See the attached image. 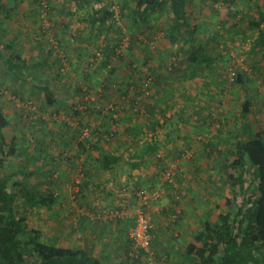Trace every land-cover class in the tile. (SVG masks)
<instances>
[{
    "label": "crops",
    "instance_id": "1",
    "mask_svg": "<svg viewBox=\"0 0 264 264\" xmlns=\"http://www.w3.org/2000/svg\"><path fill=\"white\" fill-rule=\"evenodd\" d=\"M6 1L9 3V0ZM46 1H50L53 8L52 17H49L52 21L51 30L42 31L41 24L37 29L33 26L42 20L40 14H43L42 9L45 7L44 4H39L38 0H23L16 10L12 11L9 7L5 14L0 15L1 19L7 17L4 20L6 24L10 21L9 15L20 18L17 12L32 20V24L26 30L31 34L23 36L22 40L18 34L9 33V27H3L4 37L0 41V49L22 55L28 61L29 70L32 72L30 74L29 70H26L19 79L16 77L11 79L9 73H4L5 86L6 88L10 86L9 90L12 92L10 96L17 94L21 98L35 99L45 113L43 117H47L42 123L33 126L32 135L18 134L22 139L20 141L26 143L28 147L29 152L26 156L31 157L28 171L32 174L24 178L29 192L31 187H36L34 192L37 195L53 193L55 196L53 203L37 207L41 213L43 211L50 213L42 220L47 227L45 231L41 228L44 239L53 241L58 246L93 247L95 255L102 259L103 264H137L128 257L131 251L128 230L136 220L135 203L132 213L123 220L111 218L110 211L124 208L126 201L124 198L132 201L131 188L161 185L162 166L180 164L184 172L180 179H190L191 190L179 205L181 214L175 223L171 221L173 213L170 210L173 202L171 198L165 197L160 201L161 210L154 215L156 221L151 247L154 258L148 261L143 256L139 264L180 263L186 245L194 239L202 226V221L209 219L212 212L220 214L226 210L221 211L218 208L216 191L223 180H233L232 183L236 186L237 178L234 177L232 180L228 178L230 174L236 172L232 141L237 137L243 139L246 127L252 124L253 128L254 119L264 114V42L259 36V32L264 30V24L261 30L251 26V22L259 18L256 6L263 5L264 0H231L230 7L235 14L228 12L225 4L211 14L206 11L207 9L202 12L197 0L190 5L194 23L211 21V16L216 15L222 20L227 19L225 25L242 24L241 30H234L232 27L224 38L225 51L230 54V61L227 64L230 65L232 62L230 68L236 67L241 79L239 84L230 85L226 74L219 75V70L211 75V69L206 63L196 66L188 61L191 44L183 41L176 43L177 50L171 51L173 57H178L176 61L159 60L158 56L153 63L151 62L154 69L163 65L161 68L163 74L161 80H157L156 92L151 97L146 99L139 96L140 110L133 109L120 98L117 90L111 87L112 95L106 100L117 103L119 108L122 107L121 111L113 115V119L95 113L93 105L88 111L77 116L72 114V108L64 109L59 103L58 106L57 104L49 106L48 97L39 87L48 82L56 91L58 90V98L69 105L77 103L80 95L75 92V87L78 84L83 85L85 81L84 74H87L85 67L93 56V49L97 45L106 49L108 44L112 48L114 45L112 40L119 39L121 29V22L114 21L127 17L129 20L132 19L130 40L132 38L133 46L132 50L130 48L127 51L128 54L130 52L131 58L123 61L121 57L118 64L113 62L111 72L104 68H96L98 72H93L96 75L92 78L94 86L91 89L96 94L89 97L96 102L103 99L98 91L107 76L111 83L125 86L132 81L130 64L137 65V62H141L139 57L146 55L147 47L150 46L148 35L151 37L156 30L152 22L153 16L149 19L148 28L139 27L140 31H137L134 19L129 16L127 8H125L127 12L121 16L115 11L114 21H109V25L114 22L112 26L101 30L102 38L108 40V44L104 40H99L97 45H93L92 42L89 44L85 41L91 28L83 18L81 21L78 20L83 13L77 15L74 12L77 8L76 0ZM109 1L118 0H106L105 4ZM12 3L15 5L16 2L11 1L9 4ZM26 6L28 8L25 12L23 9ZM96 6L99 4L92 3L93 8ZM199 14L203 16L195 20ZM14 23L11 20V27ZM202 24L204 26L199 33L202 36L201 43L215 55L219 50L214 47L216 42L213 43L212 35L219 25L215 23L211 32L205 34L206 25ZM51 31L55 40L50 38V43L45 42L44 33ZM81 31L84 39L80 40L77 38L82 36ZM113 31H116V34H112ZM36 36H39V40L34 42L33 38ZM210 43L213 45H208ZM169 45L173 46V43L169 41ZM220 45L223 46L221 43ZM162 52L164 51L161 50ZM172 54L166 57L170 58ZM60 56L67 58L63 65H60L61 61L58 58ZM195 68L197 74L194 75ZM58 70L60 75L56 73ZM62 85L66 86L65 91H61ZM83 86L87 88V85ZM247 98L252 102L248 114L244 108ZM17 105L16 101L7 102L5 111L8 112V118L11 116L13 120L9 119L12 127L18 130L20 127L16 126L18 125L16 119L22 118ZM55 115H59L60 119L52 122L54 120L50 118ZM83 117L84 119H81ZM88 121L100 133L99 140L94 146L90 142H85V146L76 142V132ZM259 131L261 130L256 132ZM210 143H213L214 147L217 145L218 150L223 147L227 155L222 156L217 150L212 152L208 145ZM184 152L186 153L183 156ZM105 154L118 158L112 169L101 166L100 160ZM136 162H142L143 167L134 169L132 163ZM126 191L129 195L125 193ZM29 192L23 190L22 195L24 207L22 209H26V212L34 208L26 202L27 196H30ZM64 218L68 221H64Z\"/></svg>",
    "mask_w": 264,
    "mask_h": 264
},
{
    "label": "trees",
    "instance_id": "2",
    "mask_svg": "<svg viewBox=\"0 0 264 264\" xmlns=\"http://www.w3.org/2000/svg\"><path fill=\"white\" fill-rule=\"evenodd\" d=\"M11 1L16 2L15 5H13V3L10 5L9 3ZM41 1L42 0H38V3L43 4ZM105 1L106 0H76L77 8L74 12L77 15L83 13L78 20L81 21L83 18V21L87 22L91 28L90 33L85 37V41H88L89 44L92 42L93 45H97L100 42L99 40H104L106 44L109 42L102 38L101 30L112 26L115 22L114 18L116 14L112 7L113 2L109 1V3L105 4ZM193 1L194 0H133V7L124 3L123 7L128 8L129 16L134 19L133 23L135 30L137 28V31H140L141 27H149V19L151 16L155 19L159 12L163 11L167 5H170L168 12H171L169 15L172 18L167 25L169 40L173 44L183 41L190 42L191 51L187 60L196 66L206 63L209 69H212L216 64H223V66H225L226 63L230 61V54L225 51V48H220L214 55L211 51L205 49V45L201 43L202 36L199 33L204 26L202 23L206 25V30H204L205 34L212 29L215 23L219 25L212 35V41L217 39L223 41L227 33L232 30V27L234 30H241L242 24L238 25L235 23L237 27H235V25H225L224 22H226L227 19L225 18L223 21L217 18L216 15L211 16V21L206 20L202 23H194L190 6ZM22 2L23 0H9L8 3L6 0H0V15L5 13L9 7L12 11L16 10ZM92 3L99 4V6L93 8ZM197 3H200L199 7L202 12L204 9H207V12L214 13L215 10H218L225 4V7L229 9L228 12L235 14V11L230 7L231 0H197ZM256 9L259 13V18L252 21L251 26L252 28L260 29L262 24H264V4H257ZM44 10L51 13L53 10L52 4L46 2ZM122 11V15L127 12L125 10ZM110 20L114 21L111 25H109ZM3 24L0 18V41L4 37ZM82 33L81 31L82 36L77 39H84ZM259 34V36L262 37L261 41L264 42V30H261ZM225 43L226 42H223L224 47L226 45ZM120 45V42L119 44L117 43V45L114 44L112 49L110 48L111 45L108 44L105 47L106 49L101 48L100 51L94 52L93 56H91L93 59L91 58L88 60V65L85 67L87 69L85 70L87 74H84L85 81L83 82V85H87V88H84V86L80 84L76 85L75 92H78L80 95V100L77 103L74 102L69 105L68 102L61 100L60 97L58 98V90L56 91L54 86L48 82H46L44 86L39 87L48 97L47 104L49 106L57 104L58 106L59 103L64 109L72 108L71 110L74 116L88 111L93 105V111L95 113L98 115L103 114L113 119V115L121 111L122 107L119 108L117 103L106 100L112 95L110 92L112 87L120 94V98L129 103L133 109L140 110L139 96H144L146 99L151 97V95L156 92L157 80H161L163 74L161 69L163 65L158 69H154L151 65L153 57L151 55L149 56V54H143L139 57L142 64L139 62L137 65L130 64L129 70L131 71L130 76L132 77V81H129L125 86L121 87V85L111 83L107 76L99 88L100 92L98 91L103 99L96 102V100H92L89 97L91 94H96L94 91H91L94 86L92 78L96 75V73L93 72L97 71L96 68H104L108 72H111L113 70L112 63L117 54V47ZM117 55L119 57H124V55L120 53ZM58 58H60L61 61L60 65L66 63V56H60ZM27 63L28 61L22 55H16L0 49V66H3L5 72L10 74L11 79L13 77L18 79L21 78L23 74L26 73V70H29V65ZM142 65L148 67V70L151 71L150 75H147L148 73L146 74L145 72L142 73L144 71L142 70ZM235 68L236 67L229 68L230 71L234 70L236 73L232 79L229 75L230 71H228L226 75L230 85L239 84L241 82L238 71ZM59 70L58 72L56 71L57 75H60L61 70ZM88 70H90V72H88ZM28 73L32 74L30 70ZM193 73L194 75L197 74L196 68ZM5 76L6 74L2 78L3 81L5 80L4 78H6ZM62 88L61 91H65L66 86L62 85ZM1 89L3 88H0V264H103L102 259H99L95 255L93 247L79 248L75 246H58L53 241L45 240L41 228L34 224L37 217L34 216L31 221L28 220L29 215L26 209H22V207L18 205V201L21 195H23V190L29 192V187L25 183L24 178L32 174L31 171H28L31 157H27V152H29L28 147L25 145L26 143L20 141L22 139L18 136L16 129L14 128L16 131L15 133L12 127L13 125L5 111L6 103L11 101H16V104L20 103L22 108L19 107L17 109L23 120V115L27 114V116H32L35 111H25V109H27V103H32V98H21L17 94H13L11 97L10 94L12 92L9 90L8 86V90L4 88L7 91ZM95 98H97V96H95ZM251 103L249 98H247L244 103L247 114L250 111L249 107ZM35 106L40 111L42 110L39 105L37 106L35 104ZM37 119H40L39 122L43 121L38 115ZM81 119H84V117ZM83 124L85 126H82L76 132V142L82 146H85V142L92 143V146L96 145L100 133L89 121ZM250 125V127H246L243 139L237 137L231 144L232 154L235 156L233 163L236 167V172L230 174L228 178L231 180L234 179V177L237 178V189L233 192V197L226 200L227 208L225 211L218 214V219L216 221H212L208 218L202 221L200 230L195 234L194 239L186 245L184 256L178 264H264V131L256 132L252 128V124ZM86 127L94 128L93 138H85L83 136ZM208 145L210 149H212V152L217 150L218 154H222V156L227 155L223 147L218 150L217 145L215 147L213 143ZM185 153L186 152L183 153V156ZM100 161L102 167L112 169L114 164L118 161V158L110 154H105ZM132 167L134 169H141L143 163H132ZM166 167L167 165L162 166V172L166 170ZM181 167L180 164H177L178 172L175 174L176 184L170 186L168 182L165 181L162 184L163 187L166 188L167 197H169V199L171 198L173 201L170 206V210L173 211L172 215L176 214V218L171 219L173 223L177 222L181 214V211L177 214V208H179L182 200L185 199L187 193L191 190L190 179H180L184 173ZM135 188L137 189V187ZM150 188L153 189V187ZM35 189L36 187H31L29 192L30 196L26 198V202L30 203V206L40 207L53 203L55 199L53 193L37 195L34 192ZM239 197L241 201L240 204H237ZM118 209L122 210L123 208ZM65 218L64 221H68V219L66 220ZM129 242L130 249L132 250L133 245L130 238ZM139 251L140 254L137 258L130 254L131 251L128 253V257L131 258L133 262H137V264L140 263L141 257L145 256L148 258L149 256L146 250L140 248Z\"/></svg>",
    "mask_w": 264,
    "mask_h": 264
},
{
    "label": "rangeland",
    "instance_id": "3",
    "mask_svg": "<svg viewBox=\"0 0 264 264\" xmlns=\"http://www.w3.org/2000/svg\"><path fill=\"white\" fill-rule=\"evenodd\" d=\"M46 2H47L46 0L43 1L44 6L46 5ZM49 3L51 4L50 1H49ZM123 3L124 4H128V6H130V5L132 7L134 6L133 5L134 4L133 3V0H126V1L118 0L117 2H114L113 1L112 5H113V8L116 11L117 15H120L121 16L122 13H123L122 10H125V8H127V7H123ZM23 7L24 6H22V8ZM26 8H28V6H26L23 9L25 12H26ZM47 9H48V7H47ZM169 9H170V5H167L166 8L163 11H161V12L158 13V15L155 17V19L153 17V20L154 21H152V22H154L155 29L156 30L151 35V37L148 35V38H150L149 39V45L150 46L147 47V51H146V54H149V56L151 55L153 57V60H156V58L158 56H160L159 60L160 59H162L163 61L169 60L170 62L171 61L172 62L176 61V57L177 56L176 57H173V54L171 53V51L177 50V48H178L177 44H179L181 42H178L177 44H173V46L169 45V41H170L169 40V30H167V25L170 23L171 18H172L169 15V13H171V12H168ZM28 12H30V10H28ZM42 12H43V14L42 13L40 14V17H41L42 20L40 22L37 21V23L33 24V26H35L34 28L37 29L38 26L41 24L40 25V28H41L42 31H43V29L44 30L45 29L46 30L47 29L51 30L50 28L52 27V23H51L52 21H51V19L49 17H52V13H48V11H46L44 9H42ZM17 13L20 14V15H18V16H20V18H18V17L17 18L16 17H12L11 15H9L8 20H10V21H7V24H6V22L4 20L7 17H5V19H2V22L4 23L3 24V27L4 28H5V26L9 27V29H10L9 33L18 34V37L21 38V40H22L23 36L26 37L27 34H31L30 32H28L26 30H27L28 26H30L32 24V20H31L30 17L29 18L28 17H25L23 14H21L19 12H17ZM200 16H203V15L199 14L198 16L195 17V20L201 19ZM127 19H128L127 17H124V18H120V21L119 20H115V22H117V23L118 22L119 23L121 22L120 23L121 24V29H120V33H119L120 36H119V39H116V40L113 39L112 40V44L117 45V43L118 44H119V42L121 43L122 46L120 45L119 47H117V54L120 53V54L124 55V57L122 59L123 61H125V59L126 60H129L131 58L130 52L128 54L127 51H129L130 48L132 50V46H133L132 41L130 40V36L132 34V32L130 31V29H131L130 28V24H131V20L132 19H130V20L128 19V21H127ZM11 20L15 22L14 25L12 24L13 25L12 27H11ZM128 22H129V24H128ZM115 32L116 31H113L112 34H116ZM49 33L46 32V33H44V35H46L45 42L48 41L50 43L51 42V39L53 40V38H54V34H53L52 31L49 32ZM38 37L39 36H36L35 38H33V41L34 42H36V40L38 41L39 40ZM31 38L32 37H29V39H31ZM6 40H4V42ZM54 40H55V38H54ZM15 41H17V40H15ZM224 41H226V39L225 40L223 39V42ZM215 42H216V45H214L215 49H218L219 50L220 48H225L226 47V45H225V47L220 45V43L223 44L222 43V40L220 41V39L214 40L213 43L215 44ZM213 43H210L208 45H213ZM149 47H150V49H149ZM100 48H101V45H97L96 48L93 49V50H94V52H98V50L100 51ZM149 50L151 51V53H150ZM161 50H163L164 52L161 53ZM94 52H93V54H94ZM99 53H101V52H99ZM117 54L115 55L114 60H113V62H116V64H118L120 62V58H121ZM170 54H172L170 56V58H167V57H169ZM178 56L180 57V53H179ZM139 63L142 64V61L139 62ZM137 64H138V62H137ZM228 64L226 63L225 66H223L222 64H220V65L219 64H216L211 69V75H214V73L216 72V70H219V72H218L219 75H224V74L227 75L228 74L227 70L229 71V68H230V65H231V64L230 65H228ZM112 65H113V63H112ZM170 66L171 65H169V67ZM222 67H224V68H222ZM142 70H144L142 73L145 72L146 74L148 73L147 75H150V72L151 71L148 70V67L147 66L142 65ZM173 71H175V70H173ZM4 73H5V69L3 68V66H0V75H1L0 76V81H1L0 82V88H3L1 90L7 91L8 89L5 87V80L4 81L2 80L3 76L5 75ZM4 88H6L7 90H5ZM9 88H10V86H9ZM2 100H4V99H2ZM32 103H33L32 106L28 104L27 109H25V111H28V112L35 111V113L32 114V116H27V114H25V115H23L24 120L23 119H20V117H17V119L15 118L16 121L18 120L17 121L18 122V125H16V126L22 128V130L20 128H18V130H17V128H15L16 131L18 132V134L21 133V134H24V135L28 136V133L29 134L31 133V135H32V130L34 128L33 126L36 125V124L42 123V121L39 122L40 119H37V115L40 116L41 120L47 118V117H43L45 115V113H43L42 110L40 111L35 106V104L37 106L39 105V103L35 99H32ZM17 104H18L16 106L17 108L21 107V104L20 103H17ZM6 113L8 114L7 111H6ZM10 117H9V119L12 120ZM256 118L257 119H254L255 120V123L253 124V126H254L253 128H254L255 131L261 130V132H262L263 129H264L263 128V126H264V114H260ZM50 119H53L54 120L52 122L59 121L60 116L59 115H55V116H52ZM19 121H21V122H19ZM15 129H14V131H15ZM16 131H15V133H16ZM21 134H19V135H21ZM232 181H230V180H226V181L223 180L222 184L220 186H218L219 190L216 191V193H218L216 200H217V202H219V207L218 208H220L221 211H223L224 209L227 208L226 200L229 197H233V194L232 193L237 189V186H234L233 183H232ZM246 183H248V182H246ZM236 184H237V182H236ZM240 201H241V198L239 197V199L237 201V204H240ZM18 202H19L18 205H20L21 207H23V196L22 195H21V197H20V199H19ZM25 208H26V206H25ZM179 208L181 209L180 206H179ZM27 213L29 215L28 220L31 221L32 220V217L36 216L37 218H36L34 224L36 226L42 228L44 231L47 229L46 225L43 224V221L42 220H44V217L48 216V214H50V213H46L45 211H43L42 212L43 214H42L41 211H39V208H37V207L31 208L30 211L28 209ZM209 219H211L212 221H216L218 219L217 212H212L211 217ZM48 233L50 234V232H48ZM79 238H81V237H79Z\"/></svg>",
    "mask_w": 264,
    "mask_h": 264
},
{
    "label": "built area",
    "instance_id": "4",
    "mask_svg": "<svg viewBox=\"0 0 264 264\" xmlns=\"http://www.w3.org/2000/svg\"><path fill=\"white\" fill-rule=\"evenodd\" d=\"M235 74V71L231 70L229 73L230 78L232 79ZM28 104L32 106L31 102L27 103V106ZM93 129L94 128L92 127H86L84 129L83 136L85 138H93ZM177 172V164L172 163L167 165L166 170L163 171V182H168L170 186L176 184L175 174H177ZM162 184L153 187V189L145 186L138 187L137 189L131 188V199L133 202H130L128 198H124L126 201L123 210L116 208L110 211L111 218L118 220L127 218L132 213L133 208H136L137 212L135 223L128 230V235L133 245V249L131 250L130 254L133 257L137 258L140 254L139 249L142 248L148 252L149 256L148 258L146 257L147 260L152 261L154 258L151 248L156 221L154 220V215L161 210L160 201L167 197L166 188L163 187ZM125 190H127V188ZM125 193L129 195L128 191ZM176 211L178 214L180 209L177 208ZM171 217L176 218V214H173Z\"/></svg>",
    "mask_w": 264,
    "mask_h": 264
}]
</instances>
